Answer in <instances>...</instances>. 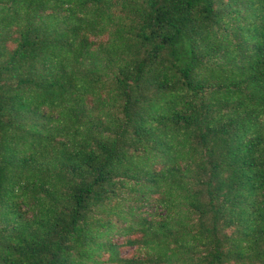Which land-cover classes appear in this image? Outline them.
Here are the masks:
<instances>
[{
	"label": "trees",
	"instance_id": "16d2710c",
	"mask_svg": "<svg viewBox=\"0 0 264 264\" xmlns=\"http://www.w3.org/2000/svg\"><path fill=\"white\" fill-rule=\"evenodd\" d=\"M0 264H264V0H0Z\"/></svg>",
	"mask_w": 264,
	"mask_h": 264
},
{
	"label": "rangeland",
	"instance_id": "374dc122",
	"mask_svg": "<svg viewBox=\"0 0 264 264\" xmlns=\"http://www.w3.org/2000/svg\"><path fill=\"white\" fill-rule=\"evenodd\" d=\"M134 253V249H130V248H124L123 249V254L125 256H131Z\"/></svg>",
	"mask_w": 264,
	"mask_h": 264
}]
</instances>
